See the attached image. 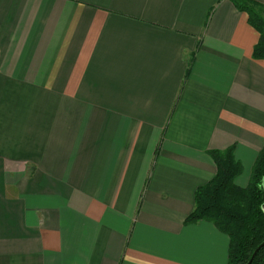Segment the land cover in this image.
Segmentation results:
<instances>
[{"label": "crops", "instance_id": "0c3cea01", "mask_svg": "<svg viewBox=\"0 0 264 264\" xmlns=\"http://www.w3.org/2000/svg\"><path fill=\"white\" fill-rule=\"evenodd\" d=\"M258 37L228 0H0V264H227L184 220L209 151L244 188L263 147Z\"/></svg>", "mask_w": 264, "mask_h": 264}, {"label": "trees", "instance_id": "16d2710c", "mask_svg": "<svg viewBox=\"0 0 264 264\" xmlns=\"http://www.w3.org/2000/svg\"><path fill=\"white\" fill-rule=\"evenodd\" d=\"M228 1L246 15L247 24L258 33L252 59L264 60V4L254 0ZM208 153L216 174L195 190L194 207L184 224L211 223L229 239L227 264H247L264 242V142L244 188L235 183L242 166L234 156L233 147ZM251 264H264V245Z\"/></svg>", "mask_w": 264, "mask_h": 264}, {"label": "water", "instance_id": "95a60500", "mask_svg": "<svg viewBox=\"0 0 264 264\" xmlns=\"http://www.w3.org/2000/svg\"><path fill=\"white\" fill-rule=\"evenodd\" d=\"M263 245H264V242L261 243V244L258 246V248L253 252V254H252V256H251V258H250V260L248 261L247 264H251V262H252L253 258L255 257L256 253L258 252V250H259Z\"/></svg>", "mask_w": 264, "mask_h": 264}, {"label": "rangeland", "instance_id": "374dc122", "mask_svg": "<svg viewBox=\"0 0 264 264\" xmlns=\"http://www.w3.org/2000/svg\"><path fill=\"white\" fill-rule=\"evenodd\" d=\"M238 183H239V181H238Z\"/></svg>", "mask_w": 264, "mask_h": 264}]
</instances>
